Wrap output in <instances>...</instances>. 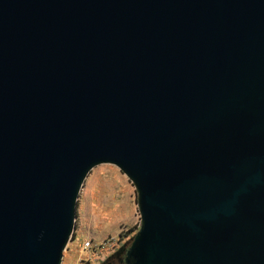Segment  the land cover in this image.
<instances>
[{
    "label": "water",
    "instance_id": "obj_1",
    "mask_svg": "<svg viewBox=\"0 0 264 264\" xmlns=\"http://www.w3.org/2000/svg\"><path fill=\"white\" fill-rule=\"evenodd\" d=\"M103 164L133 264H264V0H0V264H61Z\"/></svg>",
    "mask_w": 264,
    "mask_h": 264
},
{
    "label": "rangeland",
    "instance_id": "obj_2",
    "mask_svg": "<svg viewBox=\"0 0 264 264\" xmlns=\"http://www.w3.org/2000/svg\"><path fill=\"white\" fill-rule=\"evenodd\" d=\"M74 225L61 264H106L140 229L133 183L116 166L103 164L92 169L78 196ZM86 242L91 249L84 247Z\"/></svg>",
    "mask_w": 264,
    "mask_h": 264
},
{
    "label": "flooded vegetation",
    "instance_id": "obj_3",
    "mask_svg": "<svg viewBox=\"0 0 264 264\" xmlns=\"http://www.w3.org/2000/svg\"><path fill=\"white\" fill-rule=\"evenodd\" d=\"M132 242L124 249L119 250V253H115L106 264H133L134 260L130 255Z\"/></svg>",
    "mask_w": 264,
    "mask_h": 264
},
{
    "label": "built area",
    "instance_id": "obj_4",
    "mask_svg": "<svg viewBox=\"0 0 264 264\" xmlns=\"http://www.w3.org/2000/svg\"><path fill=\"white\" fill-rule=\"evenodd\" d=\"M86 249H91L92 246L90 245V242H86L85 246H84Z\"/></svg>",
    "mask_w": 264,
    "mask_h": 264
},
{
    "label": "bare ground",
    "instance_id": "obj_5",
    "mask_svg": "<svg viewBox=\"0 0 264 264\" xmlns=\"http://www.w3.org/2000/svg\"><path fill=\"white\" fill-rule=\"evenodd\" d=\"M120 191H121V193H122V192L125 193V189H123V188H122Z\"/></svg>",
    "mask_w": 264,
    "mask_h": 264
}]
</instances>
